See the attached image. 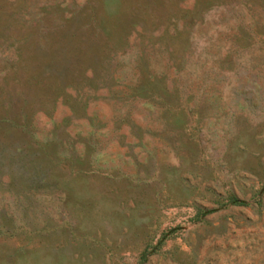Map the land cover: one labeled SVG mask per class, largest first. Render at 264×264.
Returning <instances> with one entry per match:
<instances>
[{
	"label": "rangeland",
	"instance_id": "374dc122",
	"mask_svg": "<svg viewBox=\"0 0 264 264\" xmlns=\"http://www.w3.org/2000/svg\"><path fill=\"white\" fill-rule=\"evenodd\" d=\"M0 264H264V0H0Z\"/></svg>",
	"mask_w": 264,
	"mask_h": 264
}]
</instances>
